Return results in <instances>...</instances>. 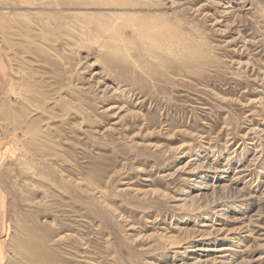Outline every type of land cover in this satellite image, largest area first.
I'll return each instance as SVG.
<instances>
[{"label": "rangeland", "instance_id": "374dc122", "mask_svg": "<svg viewBox=\"0 0 264 264\" xmlns=\"http://www.w3.org/2000/svg\"><path fill=\"white\" fill-rule=\"evenodd\" d=\"M0 77V263L264 264V0H0Z\"/></svg>", "mask_w": 264, "mask_h": 264}, {"label": "bare ground", "instance_id": "6f19581e", "mask_svg": "<svg viewBox=\"0 0 264 264\" xmlns=\"http://www.w3.org/2000/svg\"><path fill=\"white\" fill-rule=\"evenodd\" d=\"M40 4H43V3H40ZM50 5V4H49ZM44 9V8H43ZM50 9V8H49ZM46 15V14H45ZM119 91V90H118ZM258 102V101H257ZM191 160V159H190ZM193 160V159H192ZM198 169V168H197ZM245 169L243 168H241V169H238L236 172H240V171H244ZM207 170H203V169H200V172L199 173H205ZM200 174V175H201ZM208 174V173H207ZM242 175V174H241ZM195 178H193V177H190L189 178V181H194L195 182ZM197 182V181H196ZM220 184V183H219ZM208 186H210V185H208ZM222 186H224V184H222ZM205 188V187H204ZM202 189H203V187H202ZM187 193V192H186ZM187 194H189V193H187ZM199 194H200V192L199 193H195V195L194 194H192V196H199ZM220 197V196H219ZM183 198H184V196H183ZM254 198V197H253ZM185 199H188V198H185ZM194 199V198H193ZM212 201V200H211ZM183 202V201H182ZM185 202V201H184ZM218 202V201H217ZM179 203H181L180 201H179ZM215 204V203H214ZM208 205V204H207ZM207 205H203L204 207L206 206L207 207ZM213 205V204H212ZM205 207V208H206ZM219 208L220 206L217 204V205H215V208ZM249 221V220H248ZM202 226H206V225H202ZM247 226V225H246ZM218 230H220V229H218ZM209 233V232H208ZM205 235V234H204ZM232 242H233V240H231ZM173 242V241H172ZM171 243V242H170ZM172 245H173V248H178V247H180V246H182V245H180V243L178 244V242H174V243H171ZM231 245L228 243V244H223V245H220V246H214V247H204L205 249H203V250H205V251H212V252H214L215 253V258H216V260H213V262H219V260L218 259H221L222 260V258H224L225 259V257L228 255V251H230V250H232L233 248L232 247H230ZM193 250H200L199 248H194ZM246 258H248V257H246ZM218 260V261H217ZM234 261V260H233ZM192 264H195V262H193ZM230 264V263H229ZM236 264V263H235Z\"/></svg>", "mask_w": 264, "mask_h": 264}, {"label": "crops", "instance_id": "0c3cea01", "mask_svg": "<svg viewBox=\"0 0 264 264\" xmlns=\"http://www.w3.org/2000/svg\"><path fill=\"white\" fill-rule=\"evenodd\" d=\"M0 193H3L1 189H0ZM4 202H5V198H4ZM5 215H6L5 210H3V197H1V195H0V262L3 259L2 253H3V245L4 244H3L2 240L5 238L6 231H7L6 216ZM0 264H4V262H2Z\"/></svg>", "mask_w": 264, "mask_h": 264}]
</instances>
